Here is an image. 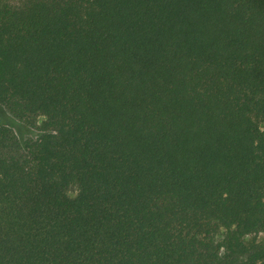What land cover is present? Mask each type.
<instances>
[{"label": "trees", "instance_id": "trees-1", "mask_svg": "<svg viewBox=\"0 0 264 264\" xmlns=\"http://www.w3.org/2000/svg\"><path fill=\"white\" fill-rule=\"evenodd\" d=\"M0 264H264V0H0Z\"/></svg>", "mask_w": 264, "mask_h": 264}, {"label": "rangeland", "instance_id": "rangeland-1", "mask_svg": "<svg viewBox=\"0 0 264 264\" xmlns=\"http://www.w3.org/2000/svg\"><path fill=\"white\" fill-rule=\"evenodd\" d=\"M0 125L10 128L20 141L35 139L39 136L35 129L13 119L2 107H0ZM257 239H264V233L258 234Z\"/></svg>", "mask_w": 264, "mask_h": 264}]
</instances>
